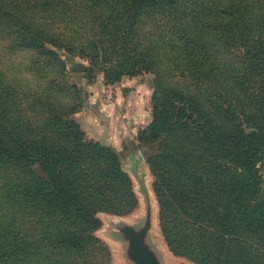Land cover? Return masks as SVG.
<instances>
[{"label": "trees", "instance_id": "1", "mask_svg": "<svg viewBox=\"0 0 264 264\" xmlns=\"http://www.w3.org/2000/svg\"><path fill=\"white\" fill-rule=\"evenodd\" d=\"M85 26L89 39H63ZM3 41L46 60L60 61L52 48L79 53L91 67L114 55L106 82L153 74L152 118L137 141L158 144L147 161L168 249L196 264H264V0H0ZM54 133L68 144L0 129V164L38 166L28 179L60 217L56 247L96 245V213L135 206L131 181L119 155L73 120L58 119ZM5 244L0 264H19Z\"/></svg>", "mask_w": 264, "mask_h": 264}, {"label": "rangeland", "instance_id": "2", "mask_svg": "<svg viewBox=\"0 0 264 264\" xmlns=\"http://www.w3.org/2000/svg\"><path fill=\"white\" fill-rule=\"evenodd\" d=\"M82 28L64 33L63 39L74 42L89 39L92 34L85 31L88 26ZM52 49L60 61L40 58L30 49L13 50L8 42H0V129L6 136L37 141L52 138L68 144L66 137L54 133L55 125L58 119L73 120L85 140L97 142L119 155L120 167L131 181L136 204L125 213H96L100 222L93 231L96 245L87 243L76 250L59 248L52 240L61 226L60 217L37 202L28 179L39 174L38 166H31L30 174L20 165L0 164V238L6 239L5 248H14L23 256L19 264H52L53 260H57L56 264H134L127 256L128 242L120 229L124 225L140 228L149 211L150 228L145 242L160 264H196L172 253L164 241L159 203L153 190L154 176L147 161L148 156L158 152V144L143 145L137 141L138 131L151 122L154 75L122 74L119 79L106 82L105 72L117 67L119 59L114 55L100 56L98 65L91 67L89 60L79 53ZM75 63L83 64L85 69L72 70ZM72 85L75 87H68ZM120 98H129L130 102L122 105ZM75 105L76 111L68 112ZM87 112L101 123L99 132L89 133L82 128L79 116ZM116 127L126 133L121 142L118 138L113 143L105 138L104 130Z\"/></svg>", "mask_w": 264, "mask_h": 264}, {"label": "water", "instance_id": "3", "mask_svg": "<svg viewBox=\"0 0 264 264\" xmlns=\"http://www.w3.org/2000/svg\"><path fill=\"white\" fill-rule=\"evenodd\" d=\"M85 66L75 63L72 66L74 71H82ZM150 228V214L146 213L143 225L136 229L129 225H124L120 230L128 242L127 256L134 264H160L154 251L146 244L145 238Z\"/></svg>", "mask_w": 264, "mask_h": 264}, {"label": "crops", "instance_id": "4", "mask_svg": "<svg viewBox=\"0 0 264 264\" xmlns=\"http://www.w3.org/2000/svg\"><path fill=\"white\" fill-rule=\"evenodd\" d=\"M118 101H119V99H118ZM120 101H121L122 105H125L126 101H128V103L130 102V99L127 98V100H126V98H123V99L120 98ZM127 106H128V104H127ZM96 119H97V117L96 116H95V118L92 117V115L89 112L82 113L79 116V121H80L82 128L85 131H88L89 133L99 132V130H100L99 124H101V123H98L96 121ZM111 120H112V116H111ZM102 125H103V123H102ZM104 133H105L106 139H110L111 141H113V143H116L118 141V138L120 139V142H121L122 137H123L124 133H126V131L124 129H121L120 127H116V128H112L110 131L104 130Z\"/></svg>", "mask_w": 264, "mask_h": 264}]
</instances>
